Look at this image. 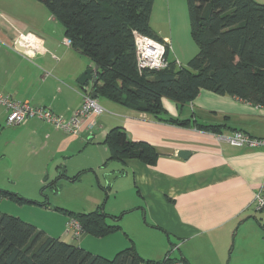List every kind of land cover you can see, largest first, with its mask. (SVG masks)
Listing matches in <instances>:
<instances>
[{"label":"crops","instance_id":"1","mask_svg":"<svg viewBox=\"0 0 264 264\" xmlns=\"http://www.w3.org/2000/svg\"><path fill=\"white\" fill-rule=\"evenodd\" d=\"M179 4L187 8L181 0H155L151 17L153 28L170 46V56L174 48L160 28L159 13L163 9L171 17ZM44 6L37 0H0V94L69 116L83 103V92L92 91V82L84 88L78 78L94 64L64 42L63 25ZM29 32L32 43L26 37ZM173 53L181 64L179 51ZM97 99L104 111L88 117L78 134L37 117L9 125L8 109L0 105V161L8 160L4 166L19 186L24 183L16 176H33L35 191L50 183L48 179L56 181L62 172L69 179L78 176L74 181L91 173L101 185L107 183L103 178L121 174L109 184L117 185L112 199L118 203L111 205L108 214L137 211L122 222V231L106 237L82 232L77 244L60 235L61 239L111 258L130 246V239L143 248L136 234L142 233L144 247L151 250L173 238L176 243L165 258L179 251L184 264H264V214L256 208V194L264 189V144L229 141L236 131L264 139V106L208 89L184 105L162 99L174 118L226 124L215 133L160 121L103 96ZM117 126L125 128L132 140L154 145L157 162L106 163L109 152L102 142ZM180 150L189 151V156L180 157ZM75 157L79 159L70 170ZM124 189L132 193L127 204L119 199Z\"/></svg>","mask_w":264,"mask_h":264},{"label":"trees","instance_id":"2","mask_svg":"<svg viewBox=\"0 0 264 264\" xmlns=\"http://www.w3.org/2000/svg\"><path fill=\"white\" fill-rule=\"evenodd\" d=\"M37 1L63 25L71 46L99 66L98 81L92 84L97 97H106L160 121L215 133H221L226 124L174 118L168 115L162 99L168 97L184 105L202 89H208L264 106V1L186 0L191 35L199 51L187 67L171 60L160 70L138 67L134 40V33L139 32L165 42L151 23L155 0ZM169 53L167 45L168 58ZM102 144L109 152L106 163L137 159L154 165L159 157L154 145L132 140L125 128L119 126L107 132ZM63 175L62 172L60 177ZM75 178L78 176L72 177ZM16 196L0 188V202ZM126 212L110 215L102 205L91 212L69 215L80 223L81 233L106 237L122 231L120 219ZM109 219L114 220L112 224ZM130 241V246L108 258L48 235L0 210V264H141L144 259L134 241ZM175 261L166 257L155 264Z\"/></svg>","mask_w":264,"mask_h":264},{"label":"rangeland","instance_id":"3","mask_svg":"<svg viewBox=\"0 0 264 264\" xmlns=\"http://www.w3.org/2000/svg\"><path fill=\"white\" fill-rule=\"evenodd\" d=\"M181 1H183V3H187L185 2V0ZM180 5L181 4H179L175 8V10H173V15L171 17H169L166 10L162 9L159 13V17L161 20V23L159 24L160 28L163 29V32H165V34H168L170 44H172L174 48L173 50L179 51V59L181 61L180 65H182L183 67H187L188 61L197 54V52L199 51V47L193 40L191 35L188 7L182 9L180 8ZM46 9L48 8L46 7ZM161 43L165 44L167 48L168 44L166 42ZM170 50L171 49L169 46V51ZM173 50L171 51V56L170 53L169 56L171 60L179 62L177 61L178 57L176 58V56H174ZM168 60L171 61L169 58ZM88 61L91 63L89 59ZM90 83L91 82H89V84ZM86 86H84V88H86ZM78 159L79 157H75L71 160L72 164L70 170H73L72 167L73 165L77 164ZM7 161V159L3 162L0 161V188L6 189L10 193H14L17 196L15 198H3L0 202V210L35 225L39 229L44 230L48 235L54 237H59L60 235L65 236L66 239L74 241L77 244L79 242L78 240L82 237V233L81 235L75 237L73 236L74 231H70L68 234H65L68 223L67 220L70 218L69 212H91L99 209V206L103 205V209L106 211V213H108L112 212V210H109L110 208H112L111 205L113 203H118L117 201H113L112 199L117 185L114 186V183H112L110 186L109 184L110 181H113L114 178H118L119 175H121L120 173L113 175V177H107L105 179L103 178V182L107 181L105 185L99 184L96 176L92 175L91 173L84 174L81 180L78 179L76 181H74V179L72 178H67L66 175H63V177H60L58 175L56 183L54 185L50 184L53 179H50V181L48 179V182L50 183L42 184L38 189L34 191V188H36V186L33 176L32 178H21L23 176H16L15 178L24 183L23 186H19L18 182H16L14 179L13 181L10 179L9 170H7V168L4 166ZM49 177L51 178V176ZM53 178L55 179L56 175L53 176ZM109 187H111V189ZM132 192H134V190H132ZM20 197L22 199H19ZM121 197L119 199L122 201V204H127L129 202L128 200L131 199L130 197H132V193L128 189H124ZM129 210L130 209H127L126 214L121 216V225L123 221H125L126 219H130V217H133V215L137 213V211L130 213ZM118 215H121V213H119ZM141 218L143 219V214ZM148 218H150V216H148ZM113 221V219L108 220L110 224H112ZM131 226V228L135 232L139 231L135 229L133 223H131ZM121 233H123L122 235H125V232ZM136 234H138L137 237L139 244L143 245V248L140 249L138 245L136 246L135 244L139 255L144 259V262L142 263H162L165 259L166 254L172 248V244L176 243V241H174L172 238V242L167 241L165 245L158 247L156 246L151 250L148 248V246L144 247V245L146 244L144 234ZM124 237L130 238L126 235ZM171 259H181L180 252L177 251V253H175Z\"/></svg>","mask_w":264,"mask_h":264},{"label":"built area","instance_id":"4","mask_svg":"<svg viewBox=\"0 0 264 264\" xmlns=\"http://www.w3.org/2000/svg\"><path fill=\"white\" fill-rule=\"evenodd\" d=\"M28 42L32 43V33L26 34ZM136 45V59L140 69H156L166 68L169 60L166 57V45L152 38L151 36L134 33ZM65 43L71 45L69 38L64 40ZM179 63V62H177ZM90 89L83 92V103L69 116H63L53 111L48 106H33L28 101H16L8 94H0V105L6 106L8 109L7 123L9 125H17L24 123L30 118L37 117L55 127L67 131L72 134L81 132L84 122L91 115H100L104 111V107L97 98H94ZM229 141L234 145L264 144V139L253 138L241 131H236ZM256 208L264 214V189L256 194ZM74 231L75 236L81 234L80 223L73 218L67 223L66 232ZM174 264H184L181 261Z\"/></svg>","mask_w":264,"mask_h":264},{"label":"water","instance_id":"5","mask_svg":"<svg viewBox=\"0 0 264 264\" xmlns=\"http://www.w3.org/2000/svg\"><path fill=\"white\" fill-rule=\"evenodd\" d=\"M99 70V66L95 65L94 67H88L87 69H85L83 71V73L79 76L78 78V82L82 85V86H86V84L88 82H92L95 83L98 81V77H97V73ZM92 96L93 97H97V94L95 91L92 92ZM190 154L189 151H185V150H180L178 152V155L180 157H188Z\"/></svg>","mask_w":264,"mask_h":264},{"label":"clouds","instance_id":"6","mask_svg":"<svg viewBox=\"0 0 264 264\" xmlns=\"http://www.w3.org/2000/svg\"><path fill=\"white\" fill-rule=\"evenodd\" d=\"M157 40V39H156ZM181 261V260H180Z\"/></svg>","mask_w":264,"mask_h":264}]
</instances>
